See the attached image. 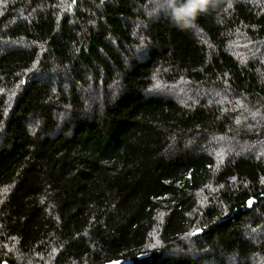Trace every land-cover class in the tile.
I'll use <instances>...</instances> for the list:
<instances>
[{
  "label": "trees",
  "instance_id": "trees-1",
  "mask_svg": "<svg viewBox=\"0 0 264 264\" xmlns=\"http://www.w3.org/2000/svg\"><path fill=\"white\" fill-rule=\"evenodd\" d=\"M153 1L0 0V264H264V0Z\"/></svg>",
  "mask_w": 264,
  "mask_h": 264
},
{
  "label": "clouds",
  "instance_id": "clouds-1",
  "mask_svg": "<svg viewBox=\"0 0 264 264\" xmlns=\"http://www.w3.org/2000/svg\"><path fill=\"white\" fill-rule=\"evenodd\" d=\"M168 2L172 7L174 21L181 27H188L196 21L201 12L208 10L210 0H183L179 5L177 0H168Z\"/></svg>",
  "mask_w": 264,
  "mask_h": 264
},
{
  "label": "rangeland",
  "instance_id": "rangeland-1",
  "mask_svg": "<svg viewBox=\"0 0 264 264\" xmlns=\"http://www.w3.org/2000/svg\"><path fill=\"white\" fill-rule=\"evenodd\" d=\"M167 3H169L168 0H162L161 5H162V4H165V5H166ZM153 4H154L155 12L158 11V9L161 7V5H159L158 3H156V1H153ZM141 41L144 42V39H141ZM142 45H143V44H142ZM143 47H144V46H143ZM141 50H142V49H139V50H136L135 52H136L137 54L140 55V54L142 53ZM12 98H13V97H12ZM63 118H64V115L61 117V119H63ZM177 249H178V248H175L174 251H177ZM17 259H18L20 262L24 263V261H23L22 258H20V257L17 256ZM232 264H233V263H232ZM234 264H235V263H234Z\"/></svg>",
  "mask_w": 264,
  "mask_h": 264
},
{
  "label": "water",
  "instance_id": "water-1",
  "mask_svg": "<svg viewBox=\"0 0 264 264\" xmlns=\"http://www.w3.org/2000/svg\"><path fill=\"white\" fill-rule=\"evenodd\" d=\"M3 264H5V263H3ZM106 264H119V262L118 261H112V262H108Z\"/></svg>",
  "mask_w": 264,
  "mask_h": 264
},
{
  "label": "snow or ice",
  "instance_id": "snow-or-ice-1",
  "mask_svg": "<svg viewBox=\"0 0 264 264\" xmlns=\"http://www.w3.org/2000/svg\"><path fill=\"white\" fill-rule=\"evenodd\" d=\"M249 203H251V201Z\"/></svg>",
  "mask_w": 264,
  "mask_h": 264
}]
</instances>
